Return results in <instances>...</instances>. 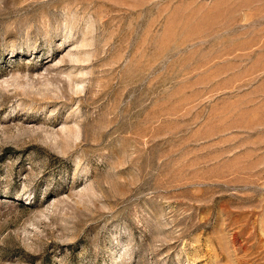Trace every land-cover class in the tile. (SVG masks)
<instances>
[{"label": "rangeland", "instance_id": "374dc122", "mask_svg": "<svg viewBox=\"0 0 264 264\" xmlns=\"http://www.w3.org/2000/svg\"><path fill=\"white\" fill-rule=\"evenodd\" d=\"M0 264H264V0H0Z\"/></svg>", "mask_w": 264, "mask_h": 264}]
</instances>
